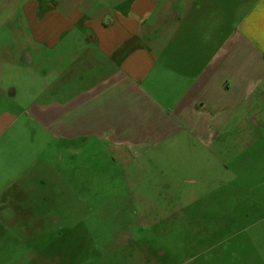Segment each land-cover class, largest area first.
Masks as SVG:
<instances>
[{
	"label": "rangeland",
	"instance_id": "obj_1",
	"mask_svg": "<svg viewBox=\"0 0 264 264\" xmlns=\"http://www.w3.org/2000/svg\"><path fill=\"white\" fill-rule=\"evenodd\" d=\"M54 3L0 0V111L23 112L0 140V264H264V98L207 153L177 143L114 159L97 142L52 141L25 111L66 98L73 84L58 70L82 24L40 49L47 63L15 51L28 35L21 7L42 14ZM3 89L14 91L7 100Z\"/></svg>",
	"mask_w": 264,
	"mask_h": 264
},
{
	"label": "crops",
	"instance_id": "obj_2",
	"mask_svg": "<svg viewBox=\"0 0 264 264\" xmlns=\"http://www.w3.org/2000/svg\"><path fill=\"white\" fill-rule=\"evenodd\" d=\"M105 1L113 6L55 0L42 14L21 7L28 35L15 57L24 64L47 63L40 49L54 51L82 24L68 70H58L73 84L66 98L25 111L50 140L97 142L114 159L177 143L207 153L252 98L251 110L264 98V0H237L236 13L231 0ZM2 92L7 100L14 91ZM22 115L0 111V140Z\"/></svg>",
	"mask_w": 264,
	"mask_h": 264
},
{
	"label": "flooded vegetation",
	"instance_id": "obj_3",
	"mask_svg": "<svg viewBox=\"0 0 264 264\" xmlns=\"http://www.w3.org/2000/svg\"><path fill=\"white\" fill-rule=\"evenodd\" d=\"M21 10V9H20Z\"/></svg>",
	"mask_w": 264,
	"mask_h": 264
}]
</instances>
